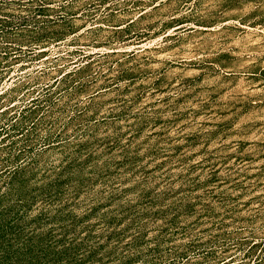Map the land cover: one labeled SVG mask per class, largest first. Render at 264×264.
Instances as JSON below:
<instances>
[{
	"label": "rangeland",
	"instance_id": "obj_1",
	"mask_svg": "<svg viewBox=\"0 0 264 264\" xmlns=\"http://www.w3.org/2000/svg\"><path fill=\"white\" fill-rule=\"evenodd\" d=\"M0 264H264V0H0Z\"/></svg>",
	"mask_w": 264,
	"mask_h": 264
},
{
	"label": "trees",
	"instance_id": "obj_2",
	"mask_svg": "<svg viewBox=\"0 0 264 264\" xmlns=\"http://www.w3.org/2000/svg\"><path fill=\"white\" fill-rule=\"evenodd\" d=\"M31 53H33V52H31ZM34 54V53H33Z\"/></svg>",
	"mask_w": 264,
	"mask_h": 264
}]
</instances>
